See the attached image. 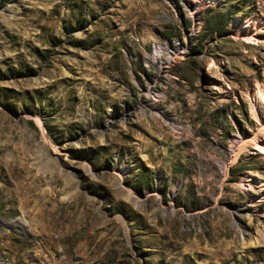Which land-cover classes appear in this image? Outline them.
I'll use <instances>...</instances> for the list:
<instances>
[{"label":"rangeland","instance_id":"1","mask_svg":"<svg viewBox=\"0 0 264 264\" xmlns=\"http://www.w3.org/2000/svg\"><path fill=\"white\" fill-rule=\"evenodd\" d=\"M188 1L0 0L1 264H264V0Z\"/></svg>","mask_w":264,"mask_h":264},{"label":"bare ground","instance_id":"2","mask_svg":"<svg viewBox=\"0 0 264 264\" xmlns=\"http://www.w3.org/2000/svg\"><path fill=\"white\" fill-rule=\"evenodd\" d=\"M211 0H189L188 2L190 3L192 13H197L199 12L204 6ZM191 13V14H192ZM245 28L246 33H238L235 35V39H239L242 41H246L248 43H252L254 41H259L260 39L258 38V35L260 34V31L264 27V19H258L254 23L253 27H250V22L248 20L243 24L242 26ZM170 55V54H169ZM163 58V57H161ZM170 59L169 57H167ZM252 100V110L254 113V116L257 118V129L256 132L251 135L250 137H242L238 141L237 149L235 153L233 154V158L230 161V164H234L237 162L239 159L240 155L247 151L249 147L251 149H256L259 150L261 153L264 154V117H261L258 115L257 112V104L263 103L264 104V83L262 86H259V88L253 93V95L250 97ZM115 123V121H113ZM249 180V179H248ZM243 181H245L244 177L241 180V188H246V183L244 184ZM251 186V185H250ZM258 190L264 191V182H261L259 184ZM128 198L131 199V195H128ZM2 225L11 227L13 226V221L12 222H3L0 221ZM21 223L16 224L15 226L22 227ZM23 228V227H22ZM1 264V262H0Z\"/></svg>","mask_w":264,"mask_h":264}]
</instances>
